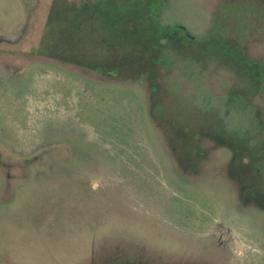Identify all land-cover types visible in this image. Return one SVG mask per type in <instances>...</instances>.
I'll list each match as a JSON object with an SVG mask.
<instances>
[{"label": "rangeland", "instance_id": "obj_1", "mask_svg": "<svg viewBox=\"0 0 264 264\" xmlns=\"http://www.w3.org/2000/svg\"><path fill=\"white\" fill-rule=\"evenodd\" d=\"M67 1L0 0V264H264V0H164L241 64L140 46L114 77L40 51Z\"/></svg>", "mask_w": 264, "mask_h": 264}, {"label": "trees", "instance_id": "obj_2", "mask_svg": "<svg viewBox=\"0 0 264 264\" xmlns=\"http://www.w3.org/2000/svg\"><path fill=\"white\" fill-rule=\"evenodd\" d=\"M67 3L62 13L47 18V30L39 41L40 51L47 49L49 54H54L57 47L62 56L75 52L83 56L82 64L89 65V70L97 75L118 76L121 67L112 65L114 63L109 61L110 58L114 53L125 56L126 50L140 46H147L162 54L193 48L195 44L203 45L200 48L222 58L232 59L233 55L234 63L241 64L237 51L225 43L223 37L210 34L192 40L187 35L191 32L181 23L167 22L164 18V0H68ZM62 32L73 41L72 48L59 42ZM83 41L95 42V53L80 52L79 45ZM160 61L167 63L164 58ZM248 64L254 65L252 62ZM257 67L260 69L256 70ZM257 67L255 70L242 68L255 72L259 82H264V67ZM150 89L152 94L159 91L153 86Z\"/></svg>", "mask_w": 264, "mask_h": 264}, {"label": "flooded vegetation", "instance_id": "obj_3", "mask_svg": "<svg viewBox=\"0 0 264 264\" xmlns=\"http://www.w3.org/2000/svg\"><path fill=\"white\" fill-rule=\"evenodd\" d=\"M185 27V26H184ZM190 32V31H189ZM192 40H194L195 38H196V36H194V35H192L191 33H190V35L189 34H187Z\"/></svg>", "mask_w": 264, "mask_h": 264}]
</instances>
